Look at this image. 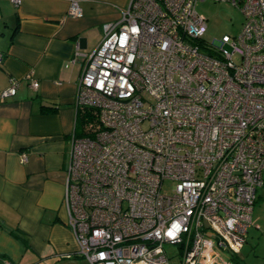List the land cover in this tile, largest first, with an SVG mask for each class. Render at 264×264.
I'll list each match as a JSON object with an SVG mask.
<instances>
[{
	"label": "built area",
	"instance_id": "obj_1",
	"mask_svg": "<svg viewBox=\"0 0 264 264\" xmlns=\"http://www.w3.org/2000/svg\"><path fill=\"white\" fill-rule=\"evenodd\" d=\"M198 1L129 0L83 56L73 107L91 119L69 136L62 205L86 264H170L165 246L218 264L212 248L245 241L263 184L264 0H212L243 14L217 44Z\"/></svg>",
	"mask_w": 264,
	"mask_h": 264
},
{
	"label": "crops",
	"instance_id": "obj_2",
	"mask_svg": "<svg viewBox=\"0 0 264 264\" xmlns=\"http://www.w3.org/2000/svg\"><path fill=\"white\" fill-rule=\"evenodd\" d=\"M70 1L0 0V91L16 81L14 95L0 98V264H86L62 205L73 99L83 56L129 0H76L74 17ZM262 225L252 214L237 254L212 248L218 264H259Z\"/></svg>",
	"mask_w": 264,
	"mask_h": 264
},
{
	"label": "rangeland",
	"instance_id": "obj_3",
	"mask_svg": "<svg viewBox=\"0 0 264 264\" xmlns=\"http://www.w3.org/2000/svg\"><path fill=\"white\" fill-rule=\"evenodd\" d=\"M195 10L205 17L206 30L202 35V39L207 43L217 44L222 35H236L242 25L243 14L241 10L233 4L225 1L202 0L195 4ZM145 125H143L144 127ZM263 184L256 189L255 202L252 208L253 216L259 214L263 219L262 232L264 234V171L262 173ZM171 181L165 180L161 184V192L163 194L170 193ZM260 220V219H258ZM165 250L169 257L174 254L175 248L165 246ZM259 250L264 252V240L259 244ZM255 263L258 262L256 257H253ZM176 257L169 259L170 264H174ZM259 264H264L263 259L259 260Z\"/></svg>",
	"mask_w": 264,
	"mask_h": 264
},
{
	"label": "trees",
	"instance_id": "obj_4",
	"mask_svg": "<svg viewBox=\"0 0 264 264\" xmlns=\"http://www.w3.org/2000/svg\"><path fill=\"white\" fill-rule=\"evenodd\" d=\"M76 114H77V118L75 121V130L77 135H79L82 133V130H84L86 123L89 122V120L91 119V113L89 111L79 109L77 110Z\"/></svg>",
	"mask_w": 264,
	"mask_h": 264
}]
</instances>
